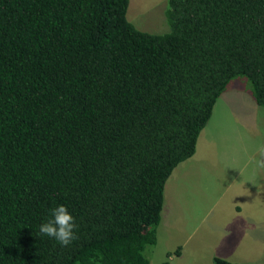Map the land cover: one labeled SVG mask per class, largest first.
<instances>
[{
  "label": "trees",
  "instance_id": "16d2710c",
  "mask_svg": "<svg viewBox=\"0 0 264 264\" xmlns=\"http://www.w3.org/2000/svg\"><path fill=\"white\" fill-rule=\"evenodd\" d=\"M127 3L0 0V264H150L164 182L227 81L264 108V0H166L164 33ZM58 205L67 247L39 232Z\"/></svg>",
  "mask_w": 264,
  "mask_h": 264
},
{
  "label": "rangeland",
  "instance_id": "374dc122",
  "mask_svg": "<svg viewBox=\"0 0 264 264\" xmlns=\"http://www.w3.org/2000/svg\"><path fill=\"white\" fill-rule=\"evenodd\" d=\"M166 0H128L125 17L149 33L168 30ZM244 76L230 78L200 130L193 154L166 178L150 264H212V257L264 264V108ZM176 252V253H175Z\"/></svg>",
  "mask_w": 264,
  "mask_h": 264
},
{
  "label": "clouds",
  "instance_id": "9594fccd",
  "mask_svg": "<svg viewBox=\"0 0 264 264\" xmlns=\"http://www.w3.org/2000/svg\"><path fill=\"white\" fill-rule=\"evenodd\" d=\"M258 153L260 158H253L255 165L259 169H264V145L259 147ZM76 229L75 219L67 207L58 205L51 209L50 218L40 225L39 232L53 238L61 247H67L77 239Z\"/></svg>",
  "mask_w": 264,
  "mask_h": 264
},
{
  "label": "crops",
  "instance_id": "0c3cea01",
  "mask_svg": "<svg viewBox=\"0 0 264 264\" xmlns=\"http://www.w3.org/2000/svg\"><path fill=\"white\" fill-rule=\"evenodd\" d=\"M162 208V207H161Z\"/></svg>",
  "mask_w": 264,
  "mask_h": 264
}]
</instances>
